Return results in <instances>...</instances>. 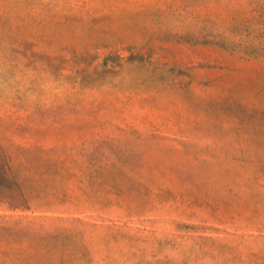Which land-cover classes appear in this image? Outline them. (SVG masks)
Returning <instances> with one entry per match:
<instances>
[{"label": "rangeland", "instance_id": "374dc122", "mask_svg": "<svg viewBox=\"0 0 264 264\" xmlns=\"http://www.w3.org/2000/svg\"><path fill=\"white\" fill-rule=\"evenodd\" d=\"M0 264H264V0H0Z\"/></svg>", "mask_w": 264, "mask_h": 264}]
</instances>
